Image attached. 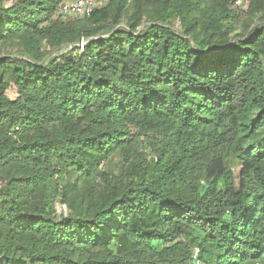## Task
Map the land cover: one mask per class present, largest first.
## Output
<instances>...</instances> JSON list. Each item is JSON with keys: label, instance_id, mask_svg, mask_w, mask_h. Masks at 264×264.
Here are the masks:
<instances>
[{"label": "trees", "instance_id": "1", "mask_svg": "<svg viewBox=\"0 0 264 264\" xmlns=\"http://www.w3.org/2000/svg\"><path fill=\"white\" fill-rule=\"evenodd\" d=\"M65 1L0 0V264H264V0Z\"/></svg>", "mask_w": 264, "mask_h": 264}, {"label": "rangeland", "instance_id": "2", "mask_svg": "<svg viewBox=\"0 0 264 264\" xmlns=\"http://www.w3.org/2000/svg\"><path fill=\"white\" fill-rule=\"evenodd\" d=\"M68 1V0H67ZM75 0H72V1H68V2H74ZM101 3L102 2H107V0H101L100 1ZM249 4H250V1H249V3H247V0H245V2H244V8H239L240 10L239 11H241V12H246L247 10H248V7H249ZM76 17H78V16H75V15H68V16H65L64 17V19L65 20H70V19H74V18H76ZM258 24V23H257ZM256 24V25H257ZM173 29L176 31V32H180L181 31V25H180V22L179 21H174V23H173ZM83 41V40H82ZM85 41H83V43H84ZM82 43V42H81ZM81 47H83L82 46V44H81ZM70 49V47H66V48H64V49H60V50H52V49H50V48H48V51H50V52H52V56H51V58H55V57H58V56H60V55H63V54H65L68 50ZM60 51V52H59ZM16 52V49L15 48H10L9 50H7V51H4V54L5 55H8V54H14ZM7 96L10 98V99H12V100H15L17 97H18V92H17V89H16V87L15 86H11L9 89H8V91H7ZM138 150L140 151V152H146V153H148L149 155H150V157H153V154H152V152H151V150H148L147 149V143H146V140H145V138L144 137H142L141 139H140V144H138ZM121 165H122V161H121V159L119 158V157H115L113 160H111L108 164H106V168H108L110 171H115V172H117L118 170H120V168H121ZM235 173H236V175H237V177L239 176V169H236L235 170ZM57 211H58V215H62L63 213L64 214H67L68 213V211H67V209H66V207L65 206H63L62 204H58L57 205Z\"/></svg>", "mask_w": 264, "mask_h": 264}, {"label": "built area", "instance_id": "3", "mask_svg": "<svg viewBox=\"0 0 264 264\" xmlns=\"http://www.w3.org/2000/svg\"><path fill=\"white\" fill-rule=\"evenodd\" d=\"M250 0H247L249 3ZM245 0H238L236 6L238 8H244ZM101 2L98 0H75L74 2L65 1L60 7V13L64 16L75 15L78 17H85L94 12L95 9L99 8ZM244 6V7H243ZM196 255L199 250H196Z\"/></svg>", "mask_w": 264, "mask_h": 264}, {"label": "water", "instance_id": "4", "mask_svg": "<svg viewBox=\"0 0 264 264\" xmlns=\"http://www.w3.org/2000/svg\"><path fill=\"white\" fill-rule=\"evenodd\" d=\"M81 44H82V46L84 45L83 41H82V43H81Z\"/></svg>", "mask_w": 264, "mask_h": 264}, {"label": "bare ground", "instance_id": "5", "mask_svg": "<svg viewBox=\"0 0 264 264\" xmlns=\"http://www.w3.org/2000/svg\"><path fill=\"white\" fill-rule=\"evenodd\" d=\"M60 52V51H59Z\"/></svg>", "mask_w": 264, "mask_h": 264}]
</instances>
